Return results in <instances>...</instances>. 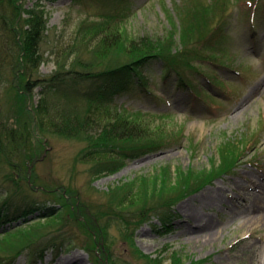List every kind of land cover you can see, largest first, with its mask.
<instances>
[{
  "label": "rangeland",
  "instance_id": "obj_1",
  "mask_svg": "<svg viewBox=\"0 0 264 264\" xmlns=\"http://www.w3.org/2000/svg\"><path fill=\"white\" fill-rule=\"evenodd\" d=\"M37 1L21 0L20 5L30 10ZM101 1H43L48 13L46 41L49 44L42 46L45 61L40 68L41 78L56 70L55 57L50 50L55 45L56 33L62 28L68 37L75 33L82 19L104 10L106 5ZM179 3L180 0H130L129 32L134 37H161L170 27L168 16H173L178 28L179 49L181 24L175 11ZM10 12L8 5L0 6V126L5 127L3 130L7 133L26 125L24 133H31L28 146L37 160H27L30 153L22 151L14 173L0 163V208L5 200L10 202L8 210L12 213L21 212L22 207L29 204L54 208L56 218L60 213L66 215L68 229L75 235L61 253H48L36 264H97L96 251L100 252L104 264L109 260V251L122 262L145 264L123 239V227L119 223L107 222L109 236L94 229H99V225L91 221L94 218L88 214L89 206L105 205L108 191L124 184H129L134 193L140 191L132 184L138 177L150 180L157 171L162 172L168 166L172 171L179 167L208 170L218 158V145L225 142L246 147L235 171L179 203L171 212L168 227L157 214L153 215L151 221L135 231L134 239L142 253L153 257L161 253L166 264L171 263L173 252L180 254L185 263L264 264V0L233 3L227 14L228 35L217 38L221 44L215 39L212 48L210 45L200 48L206 59L197 66L201 72H195L192 77L199 95L180 88L175 74L166 79L163 63L153 60L143 69L142 85L132 84L130 90L115 96L118 108L142 111L161 119L180 143L132 157L117 172L98 177L78 159L84 143L46 137L32 115H27L38 105L42 86L35 88L33 100L20 112L11 89L16 53L1 19ZM84 215L89 222L84 220ZM41 216L35 214L31 220L15 225L23 228L54 219L39 218ZM9 226L3 224L0 231ZM91 243L95 246L94 253L84 249H89ZM107 243H111L109 250ZM30 258L29 252H25L9 264H28Z\"/></svg>",
  "mask_w": 264,
  "mask_h": 264
},
{
  "label": "trees",
  "instance_id": "obj_2",
  "mask_svg": "<svg viewBox=\"0 0 264 264\" xmlns=\"http://www.w3.org/2000/svg\"><path fill=\"white\" fill-rule=\"evenodd\" d=\"M43 1L57 0H38L30 10L20 5L21 0H0V6L8 5L11 10L1 19L16 53L11 89L19 102L20 112L23 113V107L33 100L35 88L42 86L38 105L33 106L27 115H32L46 137L84 143L78 159L89 166L94 177L117 172L128 159L137 155L179 144L177 136L172 135V130L163 125L161 119L142 111L118 108L114 98L118 93L130 90L132 84L142 85L143 69L153 60L163 63L166 79L175 74L180 88H188L199 95L192 77L195 72H201L197 66L206 59L201 55L200 48L208 45L212 48L215 39L218 42L222 35H228V10L240 0H180L175 9L181 24L179 49L176 41L178 28L173 16H168L170 27L166 35L134 37L127 26L130 0H102L106 5L104 10L100 9L96 16L82 19L75 33L68 37L65 28L56 33L55 45L50 49L55 57L56 70L50 76L41 78L40 68L45 61L42 46L49 44L46 41L49 34L48 13ZM23 14L26 18L22 19ZM63 88L68 89L64 91ZM4 128L0 126V163L14 173L22 151L30 153L27 160L37 159L28 146L31 133H24L26 125L12 128L7 133H4ZM245 149L244 144L239 147L234 142L220 143L218 158L213 160L208 170L179 167L172 171L168 166L162 172L157 171L150 180L138 177L132 183L140 189L135 193L129 184L111 188L105 205L89 206L88 214L91 213L94 218L91 221L99 225V229H94L109 236L107 222L116 221L123 227V239L139 260L145 261V264H166L161 253L153 257L141 252L134 239L135 231L156 214L168 227L173 209L217 179L232 174L241 163V152ZM9 204L5 200L0 208V227L10 224L0 231V264L12 263L25 252L31 256L28 264H36L43 261L48 253H61L74 240L75 235L68 229L65 214L60 213L56 218L54 208L38 204L24 205L21 212L12 213L8 210ZM35 214L43 215L39 218L54 219L50 223L40 221L23 228L15 225L16 222L31 220ZM87 218L84 215V220L89 222ZM106 245L109 250L111 243ZM90 248L84 249L90 253L96 251L94 244ZM95 253L94 261L104 264L100 252ZM203 263H185L180 254L173 252L169 264ZM107 264L129 263L122 262L109 251Z\"/></svg>",
  "mask_w": 264,
  "mask_h": 264
},
{
  "label": "bare ground",
  "instance_id": "obj_3",
  "mask_svg": "<svg viewBox=\"0 0 264 264\" xmlns=\"http://www.w3.org/2000/svg\"><path fill=\"white\" fill-rule=\"evenodd\" d=\"M79 261H81V260H79Z\"/></svg>",
  "mask_w": 264,
  "mask_h": 264
}]
</instances>
